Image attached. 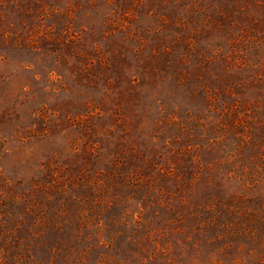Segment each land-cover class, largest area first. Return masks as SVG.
<instances>
[{
	"label": "rangeland",
	"instance_id": "obj_1",
	"mask_svg": "<svg viewBox=\"0 0 264 264\" xmlns=\"http://www.w3.org/2000/svg\"><path fill=\"white\" fill-rule=\"evenodd\" d=\"M0 264H264V0H0Z\"/></svg>",
	"mask_w": 264,
	"mask_h": 264
}]
</instances>
